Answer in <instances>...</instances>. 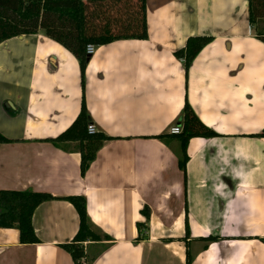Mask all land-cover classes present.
<instances>
[{
  "label": "crops",
  "instance_id": "0c3cea01",
  "mask_svg": "<svg viewBox=\"0 0 264 264\" xmlns=\"http://www.w3.org/2000/svg\"><path fill=\"white\" fill-rule=\"evenodd\" d=\"M146 8L147 39L96 46L84 91L77 59L43 30L0 43V133L10 140L0 143V190L55 197L33 213L38 243L0 228V264H75L59 246L79 228L60 199L72 195L86 198L90 220L112 239L85 242L82 262L187 264L188 255L190 264H264V137L255 135L264 129V41L248 0H146ZM190 36L212 40L185 73L175 53ZM83 99L90 123L111 137L84 176L78 143L50 140ZM185 103L217 135L189 139L184 173L170 128Z\"/></svg>",
  "mask_w": 264,
  "mask_h": 264
},
{
  "label": "trees",
  "instance_id": "16d2710c",
  "mask_svg": "<svg viewBox=\"0 0 264 264\" xmlns=\"http://www.w3.org/2000/svg\"><path fill=\"white\" fill-rule=\"evenodd\" d=\"M248 19L256 36L264 41V0H248ZM39 30H43L47 37L61 44L77 59L84 91L85 69L90 58L86 54L87 44L100 46L117 39H147L146 0H0V43L12 37L35 34ZM211 40L212 37L208 36H190L185 46L175 53L183 60L185 73L199 51ZM89 123V113L83 99L74 122L57 137L50 139L62 148L65 142L78 143L82 176L103 143L111 139L102 132L89 133ZM179 125L182 132L172 136L180 142L179 167L185 173L189 139L195 136L211 138L217 134L198 119L188 103L184 105ZM255 135L264 137V129ZM156 138L165 141L167 135L160 134ZM8 141L0 133V143ZM54 198L46 192L0 190V228H16L22 244L38 243L39 238L32 225L33 213L41 203ZM60 199L69 201L75 208L79 228L71 241L59 246L70 254L75 264H90L92 259L82 262L86 256L84 243L112 239L90 220L84 196L72 195ZM141 213L149 219L148 207L144 206ZM137 228L145 237L147 226L138 223ZM185 229L188 234L187 223ZM207 240L214 241L215 238L208 237ZM187 264H190L188 255Z\"/></svg>",
  "mask_w": 264,
  "mask_h": 264
},
{
  "label": "built area",
  "instance_id": "2783aa9c",
  "mask_svg": "<svg viewBox=\"0 0 264 264\" xmlns=\"http://www.w3.org/2000/svg\"><path fill=\"white\" fill-rule=\"evenodd\" d=\"M95 51H96L95 45L87 44V46H86V54L87 55L91 56L95 53ZM87 130L89 133H95L97 131L94 124H91V123L88 124ZM181 132H182V127L177 125V124L173 125L170 128V133H172V134H179Z\"/></svg>",
  "mask_w": 264,
  "mask_h": 264
},
{
  "label": "rangeland",
  "instance_id": "374dc122",
  "mask_svg": "<svg viewBox=\"0 0 264 264\" xmlns=\"http://www.w3.org/2000/svg\"><path fill=\"white\" fill-rule=\"evenodd\" d=\"M56 44H58L56 41H55ZM59 45V44H58ZM61 46V45H60Z\"/></svg>",
  "mask_w": 264,
  "mask_h": 264
}]
</instances>
